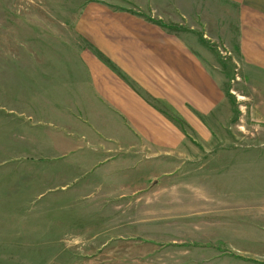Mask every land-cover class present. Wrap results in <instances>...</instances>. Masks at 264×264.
Masks as SVG:
<instances>
[{
    "label": "rangeland",
    "instance_id": "1",
    "mask_svg": "<svg viewBox=\"0 0 264 264\" xmlns=\"http://www.w3.org/2000/svg\"><path fill=\"white\" fill-rule=\"evenodd\" d=\"M39 1L91 2L0 0V53L21 49V14L39 33L41 12L6 4ZM162 1L174 6L167 29L223 89L210 117L166 115L183 133L187 152L174 155L173 166L125 150H74L52 161L5 150L9 110L22 111L15 102L22 75L12 66L17 73L6 74L0 56V264L264 263V74L241 64L229 7ZM109 2L113 12L128 6L133 13V3ZM182 5L190 14L183 24Z\"/></svg>",
    "mask_w": 264,
    "mask_h": 264
},
{
    "label": "crops",
    "instance_id": "2",
    "mask_svg": "<svg viewBox=\"0 0 264 264\" xmlns=\"http://www.w3.org/2000/svg\"><path fill=\"white\" fill-rule=\"evenodd\" d=\"M100 1L79 7L6 4L10 10L41 14L38 35L30 31L35 24L29 15L21 14L26 17L20 22L21 49L0 53L6 74L17 73L12 66L22 75L16 84L21 97L15 101L22 111L9 110L13 119L6 127L5 150H25L39 161L74 150H125L151 163L156 159L164 168L173 166V156L187 152L181 150L183 133L166 115L176 110L197 120L210 117L223 101V89L189 45L167 29L173 27L171 1L124 0L133 3V13L128 6L127 12H113L109 0ZM209 2L231 9L241 64L264 74V0ZM177 10L180 22H188L189 11L184 13L183 5ZM262 229L264 236V220Z\"/></svg>",
    "mask_w": 264,
    "mask_h": 264
}]
</instances>
